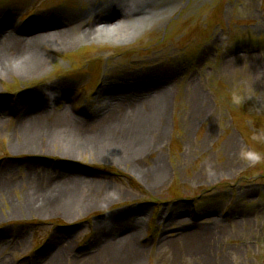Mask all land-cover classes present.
<instances>
[{
  "label": "rangeland",
  "instance_id": "obj_1",
  "mask_svg": "<svg viewBox=\"0 0 264 264\" xmlns=\"http://www.w3.org/2000/svg\"><path fill=\"white\" fill-rule=\"evenodd\" d=\"M143 1L152 18L116 42L94 24L128 0H0V29L29 39L0 53V260L264 264V0ZM41 106L74 112L71 132L59 117L24 128ZM96 113L111 133L93 141L74 121ZM133 127L157 131L142 164L158 183L128 160ZM60 175L83 196L93 184L95 200L117 193L69 214L32 210L42 179Z\"/></svg>",
  "mask_w": 264,
  "mask_h": 264
},
{
  "label": "bare ground",
  "instance_id": "obj_2",
  "mask_svg": "<svg viewBox=\"0 0 264 264\" xmlns=\"http://www.w3.org/2000/svg\"><path fill=\"white\" fill-rule=\"evenodd\" d=\"M149 1H152V0H149ZM144 4H145V1H143V0H136V1L135 0H128V3L125 2V4L123 6H120V8H119L120 16L117 15L115 17V21L106 22L105 21L106 19L99 17L98 20H101V21H99V22L95 21V24H94V29L96 31V35L98 33V35L105 36L106 38H109V39L114 40L116 42L117 41H127V40L132 39L136 34H139L141 32V30L146 26L148 20L152 18V15L148 14V12L144 13L143 9L141 11V8H144L143 7ZM105 6L106 7L100 6L98 9H100L102 11H105V9L108 10L109 4L107 3V4H105ZM166 9H167V7L164 6L158 10H155V14L156 13L160 14L162 12H165ZM107 10H106V12H109V10L108 11ZM130 15H134L136 17L133 20H131V19H129ZM3 22L8 23V20L3 21ZM5 30H6L5 28L0 29V32H1L0 33V53L14 52L16 49L18 50L19 48H24L27 46V44L25 46L23 44H25L29 40L28 38L23 39V38H21V36L12 33L10 30H9V33L7 34L6 33L7 30L6 31ZM37 40L38 39L32 41L31 43H34ZM110 93H111V91H108L106 89V87H103L100 90V94L103 96V98L113 96V98L115 100L118 99V97H116V96H119V94L116 95L115 93H113V95H111ZM47 107L48 106H46V109H47ZM31 109L32 108H30L29 110H31ZM33 109L30 112H26V111L23 112V114H25L24 116L26 118H23L24 123L22 124V126L24 128H26L27 130L30 129V132L32 131L31 128H33V126H35V124L37 122H41L43 119L51 118V117L61 118L66 123V125L68 126V127H66L67 128L66 131L71 132V130L73 128V123L71 122V120L74 119L73 118L74 112H70L67 109L63 108L60 111L61 113L59 111H56L59 109H55L52 112L50 111L48 113L45 110V106H43V107L41 106V108L38 110H33ZM73 110H74V107H73ZM96 112H99V111L97 110ZM84 115H87V114L85 113V114H83V116ZM71 117L73 119H71ZM77 117L80 121L82 120L84 122H87V120H85L84 118H81V117L79 118V116H77ZM102 117H103V115H101L100 113H96V116L94 115L93 117L90 116L88 119L89 124L86 126H83V125L80 126V124L76 121H74V123H75V125L77 124L76 127L82 129L79 131L85 132V131H87V129L90 126L92 127L93 132L90 134L85 133L84 134L85 136L82 135L83 137L90 139V137H87V135H89L91 137H94L93 141H95L94 139H104V138L106 139L109 137V133H111V132H110V128L108 126H106L105 123H103L105 119H102ZM109 118L112 119L113 121L117 122L118 119L120 120V113L117 112L114 115L110 116ZM136 119L140 120L139 118H136ZM116 125H118V124H116ZM160 125L161 124H160V119H159L158 122L155 123V126L157 128H159ZM114 128H115V125L112 126V129H114ZM90 131H92V130H90ZM154 131L157 133V131L154 129L143 130V129L139 128V130L136 131L134 128V130H131V132L129 133V137H131V139L133 138L134 141L130 143L131 145H130V148L128 150V152H130V153H128V155H129L128 160L131 161V163L133 165L132 168H135V170L139 169V171H136L138 174L142 173L144 175L147 172L149 174L148 176H149L150 180L153 181L155 184V183L160 182L159 175H157V173L153 167L151 170H148L142 164V159L144 158L143 151L145 150L144 148L146 147L147 143L149 142L148 137L150 138L149 133L151 132V134H152ZM75 133H77V132H74L73 136L76 138V141L78 139L80 141H85L82 139L80 134L75 135ZM92 134H94V136H92ZM151 141H152V139H151ZM71 154H72V151L71 152L65 151V154H63V155L64 156H71ZM73 154L74 155L77 154L76 150L74 151ZM72 157H74V156H72ZM117 158L120 160V151L117 153ZM160 161H161V159L159 158L158 163ZM157 166H160V165L157 164ZM56 167H58V166H56ZM6 170L7 169L3 170L0 168V176L9 174V172ZM60 177H61V180L58 183H55V185L48 183L47 185L44 186V182H42L44 180L42 179L41 183L39 184L40 185L39 190L38 191L35 190L33 192L34 198H33L32 203H37V204H35V206L33 205L34 207L31 208L32 210L33 209L39 210L42 208H48V209L50 208V210H52V211L60 210V211H63L65 213L69 214L72 211H75L77 208H79L80 210L86 209V208L90 207V205H92V204L95 206H98V205L102 206L103 203L107 202L113 196V194L117 193V191H115V190H113L112 192L110 190H107L106 196L103 199L100 198L98 200H95V197H100V196H95V187L93 184L87 183L88 185L86 187H87V191L89 190V193H88V195L83 196L81 189L85 186V184L82 181L79 182L78 179L70 178L68 176L60 175ZM156 180H158V182ZM0 182H2L1 178H0ZM53 186H55V187H53ZM48 191H50V192H48ZM53 191H55V193ZM91 192H93V193H91ZM105 198H107V199L105 200ZM37 205L39 207H36ZM48 248H50L53 251L51 254V259H54V256H52V255L58 251V248H56L55 243H53V245L47 247L46 249L48 250ZM46 252H45V254H46ZM61 253L62 252L60 251L57 255H60ZM47 259H48L47 260V262H48L50 260V258H47ZM0 261H1L0 264H8L3 259H1ZM50 262L53 263L54 261L51 260Z\"/></svg>",
  "mask_w": 264,
  "mask_h": 264
},
{
  "label": "water",
  "instance_id": "obj_3",
  "mask_svg": "<svg viewBox=\"0 0 264 264\" xmlns=\"http://www.w3.org/2000/svg\"><path fill=\"white\" fill-rule=\"evenodd\" d=\"M142 9H143V8H141V11H142ZM111 20H112V21H115V17H113L112 19H111V18H110V19H106L105 21H106V22H109V21H111Z\"/></svg>",
  "mask_w": 264,
  "mask_h": 264
}]
</instances>
